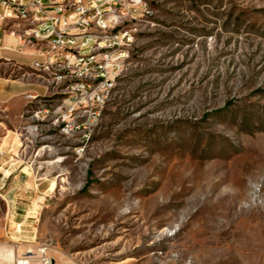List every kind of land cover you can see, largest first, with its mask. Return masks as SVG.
<instances>
[{"label": "rangeland", "instance_id": "1", "mask_svg": "<svg viewBox=\"0 0 264 264\" xmlns=\"http://www.w3.org/2000/svg\"><path fill=\"white\" fill-rule=\"evenodd\" d=\"M143 2L75 73L8 40L0 264H264V0Z\"/></svg>", "mask_w": 264, "mask_h": 264}, {"label": "built area", "instance_id": "2", "mask_svg": "<svg viewBox=\"0 0 264 264\" xmlns=\"http://www.w3.org/2000/svg\"><path fill=\"white\" fill-rule=\"evenodd\" d=\"M138 9L146 12L143 0H0V40L8 32L9 37L41 43L45 48L37 53L42 60L33 61L34 66L50 69L58 64L75 73L94 58L91 49L118 40L116 26ZM17 26L23 27L21 34Z\"/></svg>", "mask_w": 264, "mask_h": 264}, {"label": "crops", "instance_id": "3", "mask_svg": "<svg viewBox=\"0 0 264 264\" xmlns=\"http://www.w3.org/2000/svg\"><path fill=\"white\" fill-rule=\"evenodd\" d=\"M4 39L0 40V64H5L6 62H14L16 64L21 65L22 62L17 61V58L13 56L12 54H19L23 57V53L20 51H17L15 49H11L7 42L8 40H11L12 37H9L8 32L3 33ZM17 44H18V39ZM27 59L30 63H32V59L29 57H24ZM34 61V60H33ZM38 95V89L35 84L31 82H22L20 79L17 80H9L6 77L0 76V102L6 104L12 105L11 103H15L12 105L15 107L14 110H16L18 113L21 111L24 100L22 97H30L34 98ZM6 138H10V135L7 134Z\"/></svg>", "mask_w": 264, "mask_h": 264}, {"label": "bare ground", "instance_id": "4", "mask_svg": "<svg viewBox=\"0 0 264 264\" xmlns=\"http://www.w3.org/2000/svg\"><path fill=\"white\" fill-rule=\"evenodd\" d=\"M143 5H145V7H146V4L143 2Z\"/></svg>", "mask_w": 264, "mask_h": 264}]
</instances>
